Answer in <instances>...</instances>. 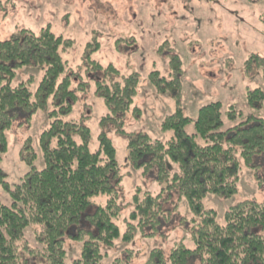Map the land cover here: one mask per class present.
<instances>
[{
    "label": "trees",
    "instance_id": "16d2710c",
    "mask_svg": "<svg viewBox=\"0 0 264 264\" xmlns=\"http://www.w3.org/2000/svg\"><path fill=\"white\" fill-rule=\"evenodd\" d=\"M71 46L72 41L53 34L49 27L38 34L20 29L0 41V153L6 152L7 133L15 123L29 124L48 100L52 106L48 114L51 122L39 136L43 168L35 165L37 154L29 140L22 147V160L29 169L17 184L10 186L0 167V187L10 198L9 205L0 202V264H32L31 260L37 264H133L140 260L139 252L133 250L136 237L156 236L161 223L177 212V208L162 207L172 194L178 201L185 200L192 216L189 221L180 220L186 234L174 243L169 255L154 247L141 264H189L192 260L200 264H264V200L247 199L230 206L223 225L218 223L216 211L204 206L207 196L229 199L236 195L241 163L255 171L257 165L264 168V118H248L221 131L224 114L220 102L201 107L194 121L185 117L181 109L182 63L171 52L170 79L153 71L148 81L157 95L170 94L175 102V112L160 125L162 132L172 136L163 143L145 133L129 134L125 158L133 170H140L144 177L155 178V174L166 186L155 195L137 187L125 202L120 192L122 166L112 140L101 131L98 148L92 152L88 127L80 120L62 119L72 112L77 92L85 96L87 86L69 74L62 59L61 51ZM98 48L96 43L92 51ZM90 64L95 73L102 72L94 93L108 111L100 120L101 128L112 127L116 134L127 136L123 130L127 115L134 119L141 115V109L134 106L138 75L121 76L112 65L103 69L96 62ZM27 66L43 69L33 94L26 83L9 84L15 70ZM243 71L247 77L261 72L263 87L248 90L246 99L250 105L262 103L264 58L250 54ZM225 117L234 119L236 113L230 111ZM190 123L193 134L185 130ZM168 161L177 165V170L171 169ZM100 196L106 198L104 203L96 201ZM65 237L79 247L71 261ZM185 241L193 248H187ZM119 242L131 248H125L124 257L109 262L107 249H114Z\"/></svg>",
    "mask_w": 264,
    "mask_h": 264
},
{
    "label": "rangeland",
    "instance_id": "374dc122",
    "mask_svg": "<svg viewBox=\"0 0 264 264\" xmlns=\"http://www.w3.org/2000/svg\"><path fill=\"white\" fill-rule=\"evenodd\" d=\"M263 21L264 0H0V41L10 39L20 29L38 34L46 27L53 34L72 41V46L62 50L61 56L69 66V74H75L76 79L87 83L86 94L82 96L77 92L72 112L62 119L80 120L88 127L92 152L98 148L97 137L101 131L112 140L118 163L122 166L120 192L125 202L137 187L155 195L166 186L156 180L155 174H152L155 178L144 177L140 170H133L125 158L129 134L145 133L163 143L172 136L170 132H162L160 125L167 115L175 112V102L170 94L157 95L148 81V75L153 71L170 79L168 58L171 52L177 54L182 63L181 109L185 117L194 121L201 107L220 102L224 114L221 131L234 128L248 118H264V101L250 105L246 99L248 90L263 87L261 72L247 77L243 71L250 54L264 58ZM165 42L167 45L159 53ZM96 43L99 48L92 51ZM91 61L103 69L112 65L121 76L138 75L134 106L141 109V115L138 119L127 115L123 128L127 136L116 134L112 127L103 129L99 124L108 111L103 100L94 94L95 83L102 72L95 73ZM42 77L43 69L22 67L15 70L9 84L26 83L33 94ZM76 79L75 84L78 83ZM50 111L51 100H48L43 110L32 115L29 124L17 122L7 133L8 147L4 154L0 153V167L10 186L17 184L29 169L22 160V147L26 141H30L37 154L35 165L38 169L43 168L39 136L51 122ZM230 111L236 113V118L225 117ZM185 130L193 134V123ZM168 166L177 170V165L169 161ZM257 166L259 170L255 171L240 164L238 192L233 197L205 198L204 206L216 211L219 224H224V213L230 206L247 199L264 200V168ZM96 201L104 203L106 198L100 196ZM0 202L10 204L8 194L1 187ZM162 207L166 210L174 207L177 212L173 210L169 220L161 223L156 236L136 237L133 250L139 252L140 260L135 259L133 264H141L154 247L169 255L174 243L186 234L180 220L189 221L192 216L185 200L178 201L172 194ZM64 240L71 261L77 257L79 247L67 237ZM185 245L193 248L189 241H185ZM125 248L131 247L119 242L114 249H107L109 262L124 257ZM36 262L31 260L32 264ZM189 264L200 263L192 260Z\"/></svg>",
    "mask_w": 264,
    "mask_h": 264
}]
</instances>
